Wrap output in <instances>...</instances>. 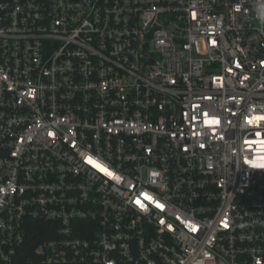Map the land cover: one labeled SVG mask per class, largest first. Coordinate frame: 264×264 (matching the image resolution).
Masks as SVG:
<instances>
[{"label":"built area","instance_id":"1","mask_svg":"<svg viewBox=\"0 0 264 264\" xmlns=\"http://www.w3.org/2000/svg\"><path fill=\"white\" fill-rule=\"evenodd\" d=\"M262 17L0 0V264H264Z\"/></svg>","mask_w":264,"mask_h":264},{"label":"snow or ice","instance_id":"2","mask_svg":"<svg viewBox=\"0 0 264 264\" xmlns=\"http://www.w3.org/2000/svg\"><path fill=\"white\" fill-rule=\"evenodd\" d=\"M207 114L208 113H205V115H207ZM254 120H256V121H264V116H256V117H254ZM248 122L251 124V123H253V120L250 119ZM212 123L219 124L220 123V120L219 119H214L212 121ZM87 163L93 164L94 167L97 168L102 173H105L106 172L109 176L112 175V172L108 171V169H106L105 167H103L101 164L95 163L90 157L87 159ZM117 179H119V177H117ZM137 203L139 204L140 202L137 201Z\"/></svg>","mask_w":264,"mask_h":264},{"label":"clouds","instance_id":"3","mask_svg":"<svg viewBox=\"0 0 264 264\" xmlns=\"http://www.w3.org/2000/svg\"><path fill=\"white\" fill-rule=\"evenodd\" d=\"M262 20H264V17H262Z\"/></svg>","mask_w":264,"mask_h":264}]
</instances>
